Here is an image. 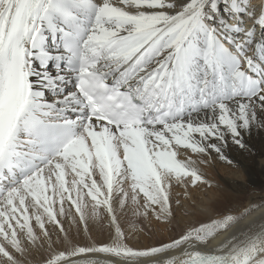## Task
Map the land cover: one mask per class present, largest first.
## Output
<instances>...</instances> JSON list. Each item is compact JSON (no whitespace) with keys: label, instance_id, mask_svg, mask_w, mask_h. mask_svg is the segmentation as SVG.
<instances>
[{"label":"snow or ice","instance_id":"6c2138e0","mask_svg":"<svg viewBox=\"0 0 264 264\" xmlns=\"http://www.w3.org/2000/svg\"><path fill=\"white\" fill-rule=\"evenodd\" d=\"M254 125L264 0H0V264H21L34 222L49 247L48 224L67 241L69 211L85 230L106 215L114 235L45 264H264V225L209 247L259 205L143 248L118 218L170 220L174 183H208L180 150L227 159L226 135L244 147Z\"/></svg>","mask_w":264,"mask_h":264},{"label":"bare ground","instance_id":"6f19581e","mask_svg":"<svg viewBox=\"0 0 264 264\" xmlns=\"http://www.w3.org/2000/svg\"><path fill=\"white\" fill-rule=\"evenodd\" d=\"M248 23L251 25L252 21ZM256 35L257 37L261 35L259 28L257 29ZM258 118H260L259 113ZM225 139L226 144L222 146V153L227 159H221L220 155L215 153V151H210L207 154H194L191 150H180L179 158L186 159L190 156L196 162L195 166L203 174L205 180L208 181V183H199L201 188L203 187L205 191V193L199 194L201 195L199 198H195L190 190L183 189L184 195L185 192H187L188 195H185L186 199L183 200L182 206L186 214H189H185L186 216L182 215L178 220L172 216L170 220L165 223L164 227L153 228V232L149 234L145 233L147 234L145 236L142 232L138 231L137 228L133 229L132 227L133 225L137 226L134 222L137 216L132 214L133 206L129 205L122 213L118 212L120 224L122 226L126 225L124 227L127 234L126 242L130 246L143 248L161 241H169L178 237L190 226L206 222L210 218L220 217L227 213H238L244 208L253 205H259L260 207L245 216L226 232L218 234L215 239L210 242L209 247H218L233 234L246 232L250 228L256 230L264 225V127L254 125L250 130L242 132V143L244 147L235 144L228 135H226ZM207 185H212L211 187L213 189L210 188L211 190L209 189L206 191ZM201 192L199 191L198 193ZM68 207L69 205L66 202L65 208L67 209ZM74 215V211H69L65 216L58 218L65 226L67 222H73L72 218ZM152 216H154L153 213ZM106 218L108 222L109 219L107 216ZM95 220L98 221L99 219L88 220L87 230H85L83 225L82 229L84 230V235H74L67 232V241L63 238V235L55 225H46L52 238V247H49V241L42 236L41 231L34 222L33 226L41 239L35 245L24 241L26 251L23 256L18 255L17 258L21 261V264H45L46 259H48L54 251L71 247V244L87 246L93 241L96 243L109 242L114 233L109 236H104V234L92 224V221ZM124 220H129V222L127 221L126 223ZM80 223L79 225H82ZM107 259L112 258L108 257Z\"/></svg>","mask_w":264,"mask_h":264},{"label":"rangeland","instance_id":"374dc122","mask_svg":"<svg viewBox=\"0 0 264 264\" xmlns=\"http://www.w3.org/2000/svg\"><path fill=\"white\" fill-rule=\"evenodd\" d=\"M201 184V183H200ZM200 184L198 183L196 186H189L187 188V190H190L193 195L195 196V198H199L201 197V195L199 194H202L203 192L205 193L203 187L201 188ZM204 186V185H203ZM212 185H207V190L208 191ZM209 187V188H208ZM182 188V189H181ZM183 189H186L185 187H183L182 185H178V184H173L172 186V189H171V195H170V199H171V202H172V210H173V218L175 219H179L181 218L182 215H185L186 214V211L183 210V206H182V203L184 202L183 200L186 199V196L184 195V190ZM213 189V188H212ZM203 190V191H202ZM211 190V189H210ZM201 192V193H198V192ZM180 197V198H179ZM183 197V198H182ZM176 201H179L180 203L177 204ZM141 202H143V200H141ZM182 207V208H181ZM143 210V209H142ZM141 210V211H142ZM179 212V213H178ZM120 213V212H119ZM122 213V212H121ZM151 214V215H150ZM189 214V213H187ZM186 214V215H187ZM185 215V216H186ZM151 216V217H150ZM155 216V215H154ZM154 216H152V212H149L148 216L149 218H144L145 216H137V219L135 222V226L133 229H136L140 232H142L145 236L149 233H152L153 230L155 228H162L165 226V223H167V221H163V220H157ZM79 219H76V222L78 223H73V222H67V224L64 226L67 230L68 233L70 234H74V235H84V230L82 229L83 228V224L80 223V221H78ZM104 221V222H103ZM127 221L129 222V220H124V222L127 223ZM150 221V222H149ZM101 222V223H100ZM73 223V225H72ZM82 224V225H79ZM100 223V224H99ZM103 223V224H102ZM133 223V221H132ZM70 224V225H69ZM92 224H94L101 232L102 234H104V236H109L111 235L112 233H114V229L113 227L110 225L109 221L107 222V218H106V215L103 216V218L99 219L98 221L95 220V221H92ZM139 224V225H138ZM141 224V225H140ZM75 225V226H74ZM82 226V227H80ZM126 225H121L122 228H124ZM69 227V228H68ZM104 227V228H103ZM149 227H150V230H149ZM74 228V229H73ZM76 228V229H75ZM142 228V229H141ZM152 228V229H151ZM154 228V229H153ZM72 229V230H71ZM81 229H82V232H81ZM105 229V230H104ZM109 230H110V233H109ZM112 230V231H111ZM73 231V232H72ZM76 231V232H75ZM145 231V232H144ZM149 231V232H148ZM81 232V233H80ZM184 232V231H183ZM76 233V234H75ZM147 233V234H145Z\"/></svg>","mask_w":264,"mask_h":264}]
</instances>
